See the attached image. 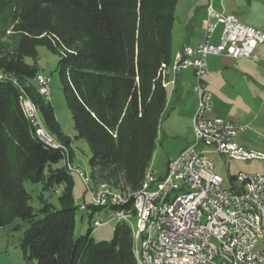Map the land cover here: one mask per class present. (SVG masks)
I'll use <instances>...</instances> for the list:
<instances>
[{
	"label": "trees",
	"instance_id": "16d2710c",
	"mask_svg": "<svg viewBox=\"0 0 264 264\" xmlns=\"http://www.w3.org/2000/svg\"><path fill=\"white\" fill-rule=\"evenodd\" d=\"M177 1L0 0V228L25 225L21 246L36 264H137L125 222H116L110 239H93L91 216L103 207L89 204V227L74 234L65 150L38 137L21 101L23 89L46 131L70 144L35 81L37 47L61 56V87L75 136L89 147L93 185L135 191L167 109ZM25 180L55 191L58 207L44 201L37 212Z\"/></svg>",
	"mask_w": 264,
	"mask_h": 264
},
{
	"label": "built area",
	"instance_id": "2783aa9c",
	"mask_svg": "<svg viewBox=\"0 0 264 264\" xmlns=\"http://www.w3.org/2000/svg\"><path fill=\"white\" fill-rule=\"evenodd\" d=\"M207 15L222 24L219 42H210L206 28L203 41L180 48L178 63L172 71L193 70L192 91L198 97V104L193 116V139L167 161L165 172L157 174L148 169L137 190H117L105 183L93 185L88 171L65 162L66 168L82 180L91 204L107 209L105 215L91 222L92 228L111 219L128 224L137 264H239V260L264 264V247H259L264 238V173L238 171L229 178V185H225L210 155L189 156V149L201 144L210 147V154L264 159V155L235 141L247 125L220 116L207 119L212 98L205 81L209 74L208 55L255 58L258 45L264 43V30L242 23L234 15L211 5L207 6ZM35 81L43 96L50 99L49 77L39 73ZM21 91L23 110L36 134L46 144L58 147L40 122L34 103ZM207 133H216L217 142L207 140ZM173 191L181 192L177 203H170ZM159 194H166V201H159ZM151 202H156V214H151ZM78 207L84 210L85 204ZM151 215H158L155 228H151ZM151 234H157L158 246L151 247ZM160 245H172L173 253H161Z\"/></svg>",
	"mask_w": 264,
	"mask_h": 264
},
{
	"label": "rangeland",
	"instance_id": "374dc122",
	"mask_svg": "<svg viewBox=\"0 0 264 264\" xmlns=\"http://www.w3.org/2000/svg\"><path fill=\"white\" fill-rule=\"evenodd\" d=\"M195 0H179L177 3L176 19L172 31V51L179 42L184 40L182 30L184 28V17L189 5ZM213 23V21H212ZM190 24H193L194 21ZM221 24V23H220ZM222 29V24L220 25ZM38 58L37 66L40 72L47 75L50 79V104L53 108L55 119L60 127V132L70 140V144H65V141L60 140L55 134L47 132L48 136L58 147L65 150L64 163L75 164L88 171V157L90 155L89 147L83 138L75 136V129L73 125L72 115L66 105L61 82L59 78V71L57 68V61L61 57L57 53H53L46 48V46L39 45L37 47ZM30 61V59H27ZM40 92V90H39ZM196 95V94H195ZM210 111V110H209ZM37 116L41 122V114L37 110ZM208 118V117H207ZM193 121L192 117L188 115V110L179 113H165L156 140V147L152 155L149 169L157 174H163L166 170L167 161L175 158L178 153L184 148L188 141L193 139ZM197 151H210L209 146H202L199 144L196 147ZM264 155L261 151H254ZM208 154H205L208 157ZM211 159L217 163L218 173L225 179L224 184L229 185V178L236 174L237 171L243 172H262L264 173V160L260 159H246L245 157H224L222 162H219V155L212 154ZM61 161L60 163H62ZM74 180L73 196L75 199L76 218H75V235L84 234L89 227L88 219L91 212V197L86 191L82 180L75 172L71 173ZM26 190L30 194V204L38 212L44 201H48L55 207H58V194L50 189H45L42 183H33L28 180L24 181ZM85 204V209L81 210L78 205ZM100 215H105L104 208L95 210L91 216V222ZM135 222V219H132ZM116 224V219H111L109 222L93 229L91 235L95 241L108 240L112 237L113 227ZM25 225L19 229H12V225H7L0 228V264H36V260L29 258L27 253H24L21 243L24 234ZM263 240L259 242V247H262Z\"/></svg>",
	"mask_w": 264,
	"mask_h": 264
},
{
	"label": "crops",
	"instance_id": "0c3cea01",
	"mask_svg": "<svg viewBox=\"0 0 264 264\" xmlns=\"http://www.w3.org/2000/svg\"><path fill=\"white\" fill-rule=\"evenodd\" d=\"M208 5L223 13L234 15L242 23L264 30V0H195L185 13L182 30L184 40L179 42L173 51L171 48L173 58L184 45L196 46L203 41L206 28L210 33V42H219L221 24L208 17ZM176 11L177 4L175 19ZM193 21L194 28L193 24H190ZM207 63L209 74L205 80L206 90L212 98V108L207 112V117L220 116L247 125L246 130L239 134L235 141L247 150L264 153V43L258 45L255 58L208 55ZM168 75L165 82L168 92L166 113H179L186 109L193 121L198 104V97L192 91V85L195 83L193 70L186 68L174 73L169 69ZM208 152L210 157L217 154ZM224 157L226 156L219 155L218 163L224 161ZM262 240L264 247V238Z\"/></svg>",
	"mask_w": 264,
	"mask_h": 264
},
{
	"label": "bare ground",
	"instance_id": "6f19581e",
	"mask_svg": "<svg viewBox=\"0 0 264 264\" xmlns=\"http://www.w3.org/2000/svg\"><path fill=\"white\" fill-rule=\"evenodd\" d=\"M180 51V50H179ZM178 63V51L172 59L170 70L173 71ZM175 73V72H174ZM209 110H207L208 112ZM207 119H215L207 118ZM207 140L210 142H217L216 133H207ZM208 152L197 151L196 147L189 149V156L191 157H206L205 154ZM232 157H242L241 155H234ZM177 199H181L180 191H173V194H170V203H177ZM159 201H166V194H159ZM151 214H156V202H151ZM155 225H158V215H151V228H155ZM158 246V237L157 234H151V247ZM161 253H173L172 245H160ZM239 264H247L246 260H239Z\"/></svg>",
	"mask_w": 264,
	"mask_h": 264
}]
</instances>
